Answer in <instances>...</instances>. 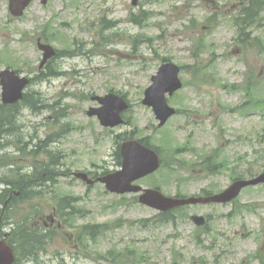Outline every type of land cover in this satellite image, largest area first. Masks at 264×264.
Wrapping results in <instances>:
<instances>
[{"label": "rangeland", "instance_id": "rangeland-1", "mask_svg": "<svg viewBox=\"0 0 264 264\" xmlns=\"http://www.w3.org/2000/svg\"><path fill=\"white\" fill-rule=\"evenodd\" d=\"M245 1L138 0L134 5L133 0H49L43 5L36 0L23 17L15 18L9 12V0H0V71L9 65L25 75L40 74L43 52L37 39L41 33L46 34V24L49 36L55 37L50 43L59 53L64 54L65 47H70V52L77 49L76 53L57 58L56 69H62L64 74L30 84L27 91L40 90L43 103L49 107L43 105L42 112L24 108L18 120L22 126L12 132L14 140L29 141L25 147L28 152L39 140L60 133L52 136L57 140L50 143L51 148L58 147L65 153V167L72 171L117 169L116 135L132 129H136L138 137L150 135L162 148L166 161L176 145L172 139L179 143L189 139L187 146L191 140L195 150L185 152L189 157L197 158V151L210 153L219 147V154L230 160L227 167L210 177L197 170L186 174L192 177L176 181L177 177L164 168L153 178L139 181L145 187L157 181L166 194H175L178 187L184 194L198 193L213 183L221 189L231 181L232 172H262L264 110L240 112L238 107L248 97L244 89L232 88L234 84L246 86L250 81L249 86L255 87L252 98L264 105V2L256 7V21L247 26L243 44L232 18ZM212 12L218 13L217 20L207 24L205 30L203 22ZM135 14L141 15V23L132 20ZM200 35L205 44L196 56L193 45ZM163 57L184 67L181 78L186 84L169 97L178 113L159 127L155 113L142 99ZM195 61L208 69L207 80L194 79ZM109 90L122 92L129 99L127 117L131 124L109 129L87 115L90 106L98 105L91 95ZM1 93L0 84V102ZM56 109L65 112L56 114ZM6 151L14 154L16 167L24 164L25 169L45 156L40 148L35 156L17 153L16 144ZM5 167L0 168L6 171ZM51 192L52 197L47 193L18 201L16 206H22L14 216L35 213L32 205L38 213L49 216L60 200L79 201L76 206L82 211L73 215L66 227L51 226L45 264H170L176 254L174 249L184 254L181 257L185 264H201L202 259H197L201 256L206 257V264H264V186L247 188L236 204L189 207L185 210L187 218L176 216L175 222L155 225L140 221L152 217L155 210L135 204L131 197L121 199L101 183L89 186L73 176L61 177ZM193 213L212 217L213 235L201 233V245L193 236L200 231L190 219ZM55 217L63 219L57 211ZM87 223H108L113 227L94 239L84 233L80 241L79 225ZM216 235L214 246L207 248L205 245L210 246ZM126 247L131 250L122 251ZM107 251L113 255L121 252L125 257L118 256L116 262V257L108 256ZM255 252L262 254L263 260H257Z\"/></svg>", "mask_w": 264, "mask_h": 264}, {"label": "water", "instance_id": "water-1", "mask_svg": "<svg viewBox=\"0 0 264 264\" xmlns=\"http://www.w3.org/2000/svg\"><path fill=\"white\" fill-rule=\"evenodd\" d=\"M32 0H11L10 9L12 13L16 16H20L24 13L26 7L30 4ZM46 2V0H44ZM46 50L45 62L54 51L50 46H41ZM178 68L171 64H166L160 68L157 76H154V84L147 90V97L145 102L154 106L156 113L161 117L165 118L169 114L173 113L172 109H168L167 105L160 104L164 101L163 93L165 91L173 92L181 86L180 81L177 78ZM1 83L3 85V101L5 103H14L23 97V90L28 84V79L25 77H20L16 71L5 69L0 73ZM157 93L159 96H156ZM103 103V106L97 109H93L89 114H98L102 123L105 125H117L121 123L119 113L126 105L121 101L120 98L116 96H106L104 98H99ZM113 101L119 102L116 106V111H112ZM124 153V164L123 169L116 173L110 174L105 178L108 187L112 191L125 192V191H137L140 187L132 186L131 182L151 171H154L158 167L157 155L144 148L137 141H128L123 145ZM258 182H264V173L252 180H240L235 182L229 189L220 195H216L210 199L215 201H228L236 197L243 186L248 184H256ZM196 198L189 199H176L163 196L159 191L147 190L146 193L141 196V201L147 204H151L158 208L166 209L173 207L175 205L185 204L189 202H196ZM209 199H204L208 201Z\"/></svg>", "mask_w": 264, "mask_h": 264}, {"label": "trees", "instance_id": "trees-1", "mask_svg": "<svg viewBox=\"0 0 264 264\" xmlns=\"http://www.w3.org/2000/svg\"><path fill=\"white\" fill-rule=\"evenodd\" d=\"M244 22H247V18L244 19ZM24 100L25 101L23 103L28 104L29 106H32L33 108H38L39 102L41 101V97L38 91H31L25 95ZM16 109H17V105H14V106L0 105V129L2 131L13 130L15 128L14 127V117L16 114ZM44 181H45L44 179H40V178H33V177L24 178L23 177L21 180H17V182H15V185L18 187H26L27 185L31 183L41 184ZM29 232L32 236H34V232H31V231ZM173 264H178V263L177 261H175Z\"/></svg>", "mask_w": 264, "mask_h": 264}, {"label": "bare ground", "instance_id": "bare-ground-1", "mask_svg": "<svg viewBox=\"0 0 264 264\" xmlns=\"http://www.w3.org/2000/svg\"><path fill=\"white\" fill-rule=\"evenodd\" d=\"M0 173H2V174H5L6 175V180L7 181H11L12 180V178L14 177V172H10V173H7L5 170H3L2 168H0ZM24 186H26V185H24ZM12 188H14V189H16V190H21V188L22 187H18V186H11ZM22 189H24V188H22Z\"/></svg>", "mask_w": 264, "mask_h": 264}, {"label": "flooded vegetation", "instance_id": "flooded-vegetation-1", "mask_svg": "<svg viewBox=\"0 0 264 264\" xmlns=\"http://www.w3.org/2000/svg\"><path fill=\"white\" fill-rule=\"evenodd\" d=\"M61 226V224H59Z\"/></svg>", "mask_w": 264, "mask_h": 264}]
</instances>
